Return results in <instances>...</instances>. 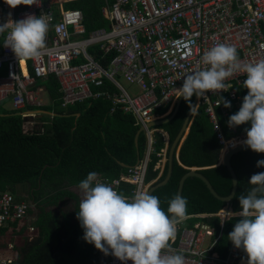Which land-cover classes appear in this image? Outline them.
I'll return each instance as SVG.
<instances>
[{"label":"built area","instance_id":"obj_1","mask_svg":"<svg viewBox=\"0 0 264 264\" xmlns=\"http://www.w3.org/2000/svg\"><path fill=\"white\" fill-rule=\"evenodd\" d=\"M65 2L39 0V5L11 8L5 0H0V25L28 15L50 17L46 46L36 59L20 61L11 48L4 46L11 26L0 33V103L11 102L12 109L30 119L27 127L33 129L37 122L32 107L47 104L44 99L47 91L39 81L52 74L59 86L60 106L105 97L111 103L109 113L121 110L131 114L134 123L145 128L144 157L117 179L97 175L98 182L111 185L118 193L121 183L131 184V195H126L131 200L137 191H145L156 180L145 183L156 131L165 140L154 167L159 175L166 161L169 134L163 129L147 127V123L174 110L178 102L176 89L182 87L186 74L204 67L201 63L204 52L217 44H226L236 48L242 66L264 59V0H105L100 14L109 26L90 32L84 26L82 12L65 9ZM92 46L95 48L90 49ZM117 76L136 85L137 93L127 91ZM245 79L246 73L237 72L225 80L227 91L207 92V97L196 101V108L207 105L206 111L223 147L237 145L247 138L246 133L227 138L217 113L220 108L224 118L228 117L223 103L218 107L221 96L228 97L240 109L245 95L239 94L237 87ZM163 107L167 110L160 114ZM227 127L236 130L228 123ZM29 208L28 203H17L5 193L0 197V225L15 223L25 217ZM224 210L225 207L216 213L222 222L226 220ZM194 215L203 218L211 214ZM191 216L187 215V219ZM186 220L177 226L176 239L171 242L173 252L185 257V264L247 261L246 253L232 242L224 256L213 250L221 237L215 226L203 220L189 225ZM0 264H13V258L0 257ZM103 264L122 262L109 255Z\"/></svg>","mask_w":264,"mask_h":264},{"label":"trees","instance_id":"obj_2","mask_svg":"<svg viewBox=\"0 0 264 264\" xmlns=\"http://www.w3.org/2000/svg\"><path fill=\"white\" fill-rule=\"evenodd\" d=\"M58 1H67L64 3L65 9H78L82 12L87 32L109 26L108 21L101 16L103 14H100L105 0ZM39 84L45 87L50 102L32 108L53 111L55 116L46 113L38 115L37 123L32 129L27 127L30 119L22 117L17 110L0 111V197L8 191L14 193L15 187L19 185L29 183L32 185L30 197L34 205L25 217L17 219L15 223L0 225V232L6 235L10 225L14 230L17 225L26 229L30 225L29 218L32 219V226L36 228L34 233L37 240L22 257L17 254L13 258V264H103L109 255L105 256L93 244L83 239L84 230L77 219L79 199L69 188L79 187V183L90 172L111 180L117 179L127 171L119 162L130 167L136 164L137 159L143 158L147 149L146 134L144 131L139 133L135 146L134 136L139 126L134 123L133 116L121 110L109 113L111 103L105 97L89 98L61 107L60 91L55 77L49 74ZM237 89L239 94H247L248 90L243 85ZM221 97L230 101L226 96ZM192 100L193 97L191 102ZM179 106V111L171 121L155 126L169 134L166 158L189 109V104L184 99ZM206 108V104L196 108L188 133L179 148L178 157H173L168 181L151 194L159 198L160 206L166 214L169 202L177 194L179 180L189 168H198L220 195L228 196L232 191L233 178L228 167L219 162L222 144ZM166 110L167 107H163L159 113ZM236 112L238 109L232 102L231 107L227 108V118L217 108L227 138L246 133L245 130L250 128V123H246L236 126L235 131L228 129L229 117ZM75 113L79 115L76 116ZM164 146V136L160 132H154L145 183L154 179L156 183L165 177L167 160L160 175L158 169L154 170L160 159L157 153ZM231 160L238 176V189L231 202L235 213L241 210L239 196L247 195L254 187L249 184L251 176L264 173V166L257 167V161L264 160V153H256L246 147L235 152ZM46 189L51 190L47 191V195L44 194ZM131 189V184L123 182L119 186V194L131 195ZM181 196L188 202L187 215H193L187 220L197 218L215 226L221 237L215 242L213 250L220 256L227 254L231 244L228 235L240 217L222 222L216 213L227 202L217 198L199 177L189 176L185 179ZM69 199L75 201L72 211L63 207V202ZM35 207L39 209L36 215L33 211ZM199 213L211 215L203 218L194 215Z\"/></svg>","mask_w":264,"mask_h":264},{"label":"clouds","instance_id":"obj_3","mask_svg":"<svg viewBox=\"0 0 264 264\" xmlns=\"http://www.w3.org/2000/svg\"><path fill=\"white\" fill-rule=\"evenodd\" d=\"M5 3L15 8L39 5V0H5ZM49 20L46 15H28L22 20L0 25V33L11 26L4 46L11 48L20 61L39 58L46 46ZM201 63L203 68L184 76L182 87L176 89L177 99L183 97L188 102L192 115L197 106L191 104L193 95L205 98L207 92L218 94L227 91L225 80L243 71L246 73L243 87L248 91L240 109L229 117L227 123L230 128L250 123V128L245 130L247 138L241 143L256 153H264V59L242 66L235 47L217 44L204 52ZM221 103L225 108L231 107V102L223 97L218 107ZM38 115L36 112L35 120ZM224 148L222 145L220 164H223L221 153ZM262 166L264 160L257 161V167ZM249 184L254 187L247 195L239 196L241 210L225 212L224 220L240 217L228 239L235 248L246 253L247 264H264V173L253 174ZM79 188L84 193L77 212V219L84 230L83 239L105 256L112 255L122 264L128 261L132 264H185V257L173 252L171 242L176 239L177 226L187 219L186 198L174 195L166 214L157 196L146 190L137 191L129 200L111 185L98 182L95 172H90L79 183ZM7 194L15 202H26L31 208L30 201L12 192Z\"/></svg>","mask_w":264,"mask_h":264},{"label":"water","instance_id":"obj_4","mask_svg":"<svg viewBox=\"0 0 264 264\" xmlns=\"http://www.w3.org/2000/svg\"><path fill=\"white\" fill-rule=\"evenodd\" d=\"M182 99H183V97H180L178 99V102H177V104L175 106V109L173 110V112L170 115L150 121L149 123H147V127L160 126V125H163V124L171 121L175 117L177 112L179 111V108H180L179 105H180ZM196 101H197V97L195 95H193V100H192L191 104L193 106H195L196 105ZM0 104H3V103H0ZM34 111L39 113V114L46 113V114L56 115V113H53V112H50V111H46V110H41V109H37V110H34ZM193 114L191 115V111H190V108H189L187 113H186L185 119H184V121L182 123V128H181L180 132L178 133L177 137L175 138L174 142L172 143L171 147L169 148L168 155H167L168 168H167V173H166L165 177L161 181H158L156 183L153 182V183L149 184L147 186V188H146V192H148L150 195L152 194V192L156 188H158L159 186L164 185L168 181V179H169V177L171 175L173 157H174V155H176V157H178L177 156V150L181 147V145H182V143L184 141V138H185L186 134L188 133L189 124H190V121L192 120ZM75 115L78 116L79 113H75ZM144 129L145 128L143 126H139L138 130L136 131L135 136H134V144H135V146H137V143H138V135H139V133L142 132ZM243 148H246V146L243 143H239L238 145L229 146L228 149H226V152L224 154L223 160H221V162H223V164L228 167L229 171L231 172L232 178H233V188H232L231 193L228 196L220 195L216 191V189L213 187V185L210 182V180L202 172H199L198 169H196V168H189V171L182 175V177L179 180L177 194L181 195L182 187H183L185 179H187L189 176H196V177H199L200 179H203L205 181V183L207 184V186L210 189V191L217 198L227 202V205H226L224 211L225 212H232L231 202H232L233 197L235 196V194L237 192V189H238V176H237V173H236V171H235V169H234V167L232 165V160L231 159H232V155L235 152H237V151H239V150H241ZM138 161H139V159H137L136 164H137ZM119 165H121L124 168H128V166L123 164V162H119ZM225 219L227 220V218H225Z\"/></svg>","mask_w":264,"mask_h":264},{"label":"rangeland","instance_id":"obj_5","mask_svg":"<svg viewBox=\"0 0 264 264\" xmlns=\"http://www.w3.org/2000/svg\"><path fill=\"white\" fill-rule=\"evenodd\" d=\"M94 48L95 46L90 47V49H94ZM117 79L120 81V83L125 87L127 91H129L132 94L137 93L138 88L136 85L127 83L122 76H117ZM44 99L45 102H47V104L50 102L47 94L44 95ZM12 107L13 104L11 102H7L3 105H0V111H7L8 109H12ZM69 190L78 196L79 204H80L84 196L83 191L78 186L70 187ZM47 191H51V190L49 189L44 190L45 195L48 194ZM8 192L11 193V191ZM31 192H32V185L29 183H25L23 185H19L15 187L14 195L30 201L31 207H34V205H32V200L30 197ZM74 202L75 201L73 199L66 200L65 203L63 202L64 209L72 211L73 208L75 207ZM52 208L56 209L55 207ZM33 211L34 214L36 215L39 209L35 207ZM28 221L30 225L27 226L26 229H23L22 226L19 225L17 226L16 231L14 230V227L9 228L11 232L7 231L6 235L0 232V257L11 259L17 256V254L22 257L28 251L29 246L37 240L36 238L37 235L34 233L36 231V228L32 226V219L29 218ZM196 221H200V219L195 218V219L187 220L189 224H192Z\"/></svg>","mask_w":264,"mask_h":264},{"label":"bare ground","instance_id":"obj_6","mask_svg":"<svg viewBox=\"0 0 264 264\" xmlns=\"http://www.w3.org/2000/svg\"><path fill=\"white\" fill-rule=\"evenodd\" d=\"M235 142H237V141H235ZM225 148H226V147H225ZM225 148H224V149H225ZM227 148H228V147H227ZM227 148H226V149H227ZM226 149H225V150L223 151V153H222V159H221V160H223V158H224V154H225V152H226ZM244 264H247V261H244Z\"/></svg>","mask_w":264,"mask_h":264},{"label":"crops","instance_id":"obj_7","mask_svg":"<svg viewBox=\"0 0 264 264\" xmlns=\"http://www.w3.org/2000/svg\"><path fill=\"white\" fill-rule=\"evenodd\" d=\"M51 1H58V0H51ZM174 109H175V108H174ZM236 143H238V141H237ZM236 143H235V144H236ZM226 148H227V147H226ZM226 148H225V149H226ZM225 149H224V150H225ZM224 150H223V151H224ZM221 159H222V158H221ZM232 212H233V211H232ZM233 213H234V212H233Z\"/></svg>","mask_w":264,"mask_h":264}]
</instances>
